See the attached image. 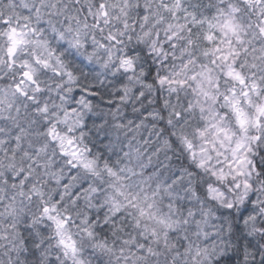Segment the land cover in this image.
I'll return each mask as SVG.
<instances>
[{
    "label": "snow or ice",
    "instance_id": "snow-or-ice-1",
    "mask_svg": "<svg viewBox=\"0 0 264 264\" xmlns=\"http://www.w3.org/2000/svg\"><path fill=\"white\" fill-rule=\"evenodd\" d=\"M0 264H264V0H0Z\"/></svg>",
    "mask_w": 264,
    "mask_h": 264
}]
</instances>
